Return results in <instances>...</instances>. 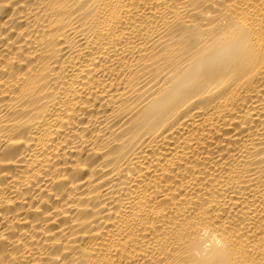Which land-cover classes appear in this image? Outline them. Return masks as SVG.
Here are the masks:
<instances>
[{"label": "bare ground", "instance_id": "bare-ground-1", "mask_svg": "<svg viewBox=\"0 0 264 264\" xmlns=\"http://www.w3.org/2000/svg\"><path fill=\"white\" fill-rule=\"evenodd\" d=\"M0 264H264V0H0Z\"/></svg>", "mask_w": 264, "mask_h": 264}]
</instances>
